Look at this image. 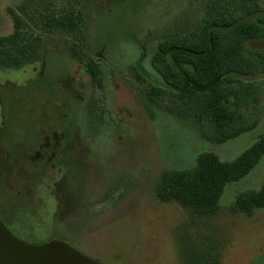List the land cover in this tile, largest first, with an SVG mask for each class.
<instances>
[{
	"label": "rangeland",
	"instance_id": "obj_1",
	"mask_svg": "<svg viewBox=\"0 0 264 264\" xmlns=\"http://www.w3.org/2000/svg\"><path fill=\"white\" fill-rule=\"evenodd\" d=\"M209 1L0 0V36L14 31L13 9L41 40L25 66L0 67V220L16 237L31 244L62 239L101 264H264V207L250 215L231 210L237 194L259 189L264 156L226 185L213 216L155 195L164 170L189 172L207 150L232 160L264 130L263 112L251 130L212 142L151 92L150 84L163 86L149 63L162 29L191 23ZM258 3L264 18V0ZM68 14L80 20L74 35L40 28L44 19ZM245 45L264 50V36ZM85 55L98 60L101 87L86 74ZM54 133L59 143L72 137L65 157L73 166L64 178L69 199L49 215L40 191L53 174L45 164L35 176L44 164H30Z\"/></svg>",
	"mask_w": 264,
	"mask_h": 264
},
{
	"label": "trees",
	"instance_id": "obj_2",
	"mask_svg": "<svg viewBox=\"0 0 264 264\" xmlns=\"http://www.w3.org/2000/svg\"><path fill=\"white\" fill-rule=\"evenodd\" d=\"M261 11L258 0H230L228 3L210 0L205 4L203 14L191 23L163 28L162 36L150 55V66L163 84H150L151 92L162 96L163 107L169 114L212 142L222 143L251 130L264 112V50H248L245 45L248 40L264 36V18L258 15ZM9 12L14 31L0 36V67L19 69L27 64L26 60L37 55L41 40L28 30L29 24L17 12L13 9ZM79 21L78 16L72 14L50 16L44 19L40 28L74 35ZM70 50L72 55L81 59L75 44ZM84 57L86 74L93 84L101 87L98 60L87 55ZM131 68L143 81V76L136 73V67L131 65ZM243 76L252 78L244 79ZM69 91L67 95L71 93L75 100H79L78 95ZM57 134H53V141L45 136L51 145H42L44 151L39 145L38 151L31 156L30 164L35 167L38 159L44 164L35 176H40L47 164L50 176L53 174L51 184L41 183L40 191L44 201L43 212L49 215L58 201L64 203L69 199L65 197L64 178L67 169L73 166V161L65 157L72 137L66 142V139L62 140L65 142L62 144ZM263 156L264 130L232 160H221L211 150L202 151L191 171L170 169L162 172L155 188L156 198L162 202L173 201L200 215L213 216L219 210L226 185L246 176ZM67 160L71 162L69 166ZM47 185L56 192L48 193L50 188ZM262 207L264 173L259 189L237 194L231 210L250 215ZM17 211L25 213L26 209Z\"/></svg>",
	"mask_w": 264,
	"mask_h": 264
},
{
	"label": "water",
	"instance_id": "obj_3",
	"mask_svg": "<svg viewBox=\"0 0 264 264\" xmlns=\"http://www.w3.org/2000/svg\"><path fill=\"white\" fill-rule=\"evenodd\" d=\"M0 264H101L66 241L53 238L31 244L16 237L0 220Z\"/></svg>",
	"mask_w": 264,
	"mask_h": 264
}]
</instances>
